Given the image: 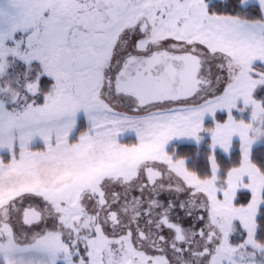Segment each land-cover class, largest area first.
Segmentation results:
<instances>
[{"label": "snow or ice", "instance_id": "6c2138e0", "mask_svg": "<svg viewBox=\"0 0 264 264\" xmlns=\"http://www.w3.org/2000/svg\"><path fill=\"white\" fill-rule=\"evenodd\" d=\"M0 264H264V0H0Z\"/></svg>", "mask_w": 264, "mask_h": 264}, {"label": "rangeland", "instance_id": "374dc122", "mask_svg": "<svg viewBox=\"0 0 264 264\" xmlns=\"http://www.w3.org/2000/svg\"><path fill=\"white\" fill-rule=\"evenodd\" d=\"M128 142H131V138H129ZM179 148L181 151H184V152L193 150V146L190 144H182L179 146Z\"/></svg>", "mask_w": 264, "mask_h": 264}]
</instances>
